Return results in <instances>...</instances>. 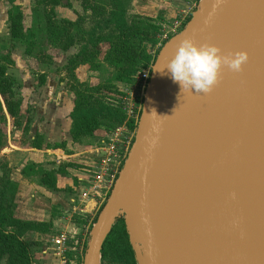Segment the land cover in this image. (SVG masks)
I'll return each mask as SVG.
<instances>
[{
	"label": "water",
	"instance_id": "1",
	"mask_svg": "<svg viewBox=\"0 0 264 264\" xmlns=\"http://www.w3.org/2000/svg\"><path fill=\"white\" fill-rule=\"evenodd\" d=\"M185 38L248 59L209 92H182L156 68ZM120 217L137 264H264V0H203L164 44L83 264H101Z\"/></svg>",
	"mask_w": 264,
	"mask_h": 264
},
{
	"label": "rangeland",
	"instance_id": "2",
	"mask_svg": "<svg viewBox=\"0 0 264 264\" xmlns=\"http://www.w3.org/2000/svg\"><path fill=\"white\" fill-rule=\"evenodd\" d=\"M15 1L19 5L21 4L25 28L33 29L34 22L38 19L36 10L40 0ZM67 1L69 6L63 4L54 6V17L51 16L50 12L52 6L50 4L46 6L45 13H42L44 24L43 26H37L39 30L36 29L34 36L28 40L30 45L26 43L14 45L10 39V25L7 19L8 10L12 3L10 0H0V62L7 68L6 75L21 84L14 96L9 94L8 96L22 100L21 113L18 118L12 117L5 107L0 112V132L2 131L8 136L7 146L5 147L13 150H16L19 146L37 147L36 137L38 134L35 129H41L37 127L40 123L42 124L58 110H61L62 118L67 117V112L72 108L71 100L75 104L78 95L76 89L91 91L92 88L98 87V91H91L92 94L95 97L104 98L106 102L119 108L121 112L126 114V120L122 124L116 125H108L103 122L95 130V136L98 139L96 138L95 141L87 139L89 143L76 142L81 145V147H77V150L84 159V163L79 166L80 169L83 167L92 169V167L100 166L106 162L109 164L110 171L116 167L121 170L135 137V131L130 130L126 121L128 118H134L138 122L142 109L146 89L143 82L139 81V73L142 69L133 76L130 82L115 81L117 71L108 57L111 48L110 39L115 35V30L112 26H106L104 23L110 15L112 0H63V3L65 4ZM121 2L129 21L143 18L151 20L157 26L156 30L152 32L154 42L148 41V50L152 53L154 60L164 44L185 28L191 20L193 12L199 6L198 2L196 5L190 2V5L176 18L168 19V17H165L166 8L162 6L161 0H121ZM70 18L73 24L67 23L66 20H70ZM176 20H182V24L175 33L171 29ZM56 27H63L64 31L54 37L52 32L55 31ZM92 31L95 38L88 40L90 38L88 32ZM67 42H73V45L65 51L62 48ZM86 42L89 46L88 54L84 56L85 63L74 68H71L70 65L66 67L69 58L79 53ZM41 74L46 76V80L48 76H51L50 78L53 81L50 84L58 87L54 93L55 97L47 99L45 105H41L40 102V98H45L44 92L39 91ZM112 87L117 90H113ZM131 110L134 112L132 113ZM28 118L31 120L29 129L24 132V124ZM46 124H49V122H46ZM60 124L61 127L65 128L64 119L61 120ZM42 135L44 138L43 136L39 137L40 145L44 146L46 144L47 146L50 144L53 140L49 141V138H58V140L67 144L64 131H58L50 136L45 133H42ZM65 145L59 149L62 148L63 151L67 152ZM6 152L9 151L6 150ZM56 158V160L54 158L55 164L50 163L47 166L48 168L53 165L64 167L67 166L68 162L70 163V161L64 159V156H57ZM7 169V160L3 155L0 157V173L2 174L0 179L4 177ZM12 191H14V187L8 188L6 194L10 195L13 193ZM99 201L97 205L100 206ZM99 212L100 209L90 217V227L88 226L85 231L87 235ZM36 246L33 245V256ZM86 247L87 245L84 246L82 255L85 254ZM81 259L80 262H82ZM6 260L7 257H3L0 264H7ZM112 264L129 263L114 261Z\"/></svg>",
	"mask_w": 264,
	"mask_h": 264
},
{
	"label": "trees",
	"instance_id": "3",
	"mask_svg": "<svg viewBox=\"0 0 264 264\" xmlns=\"http://www.w3.org/2000/svg\"><path fill=\"white\" fill-rule=\"evenodd\" d=\"M10 2L12 5L8 10V21L10 25V39L14 45L23 43L30 45L28 40L34 36L35 31L39 30L37 26H43L44 24L42 13H45L44 10L47 5L50 4L52 6L50 12L53 17L55 16L54 6L59 4L69 6L68 1L64 4L63 0H40L36 10L38 19L35 20V26L32 29L25 28L21 6L16 4L15 0H10ZM111 5L110 15L104 22L106 26H112L115 30V35L110 39L111 48L108 57L117 71L115 81L130 82L139 70L146 68L154 61L152 53L148 50V41L154 42L152 32L156 30L157 26L151 20H145L143 18L129 21L121 0H112ZM66 21L69 24H73L72 20ZM57 27L52 32L54 37L64 31L63 27ZM88 36H90L88 40L95 38L93 31L88 32ZM72 45L73 42H67L62 49L66 51ZM88 46L86 42L81 47L79 53L71 56L66 67L70 65L71 68H74L79 64L85 63L84 56L88 54ZM27 51L30 52L28 49ZM6 72V66L0 62V112L5 107L12 117L18 118L21 113L22 100L20 98H10L8 94L14 96L17 88L21 87V84L14 78L7 76ZM39 80L41 85L44 84L46 80L45 75L41 74ZM98 89V87L95 89L92 88L91 91L95 92ZM112 89L117 90L115 87H112ZM91 91L76 89L78 95L70 114L72 119L70 131L75 142L89 143L87 139L95 141L97 138L95 136V130L103 122L108 125H116L122 124L126 120V114L124 112H121L119 108L109 102H106L104 98L95 97ZM30 121V118L25 121L24 132L29 129ZM126 123L131 131H136L138 122L134 118H128ZM7 141V134L1 131L0 150L7 146ZM64 144L65 142H61L56 144L55 147L64 146ZM59 169L49 170L42 165L29 162L22 169V173L24 176L36 177L37 182L41 185L52 191H57L56 173ZM7 175L5 173L4 177L0 179V262L6 256L7 264H35L33 242L25 239V234L28 231H48L50 224L19 220L14 217V212L17 207L14 200L15 192L12 191L13 193L10 195H7L6 192L8 188H13L15 183ZM104 203L101 205L100 210ZM96 218L97 216L95 217V221ZM114 261L137 264L123 217H120L113 226L102 249L101 264H112Z\"/></svg>",
	"mask_w": 264,
	"mask_h": 264
},
{
	"label": "crops",
	"instance_id": "4",
	"mask_svg": "<svg viewBox=\"0 0 264 264\" xmlns=\"http://www.w3.org/2000/svg\"><path fill=\"white\" fill-rule=\"evenodd\" d=\"M161 1L162 6L166 8L165 17L174 19L177 15L181 14L193 0ZM15 3L18 4L16 1ZM70 20L72 19L70 18ZM50 77L51 76H48V79L45 80V83L42 84L39 89L40 92H44L43 95L45 97L40 98L41 105L47 104V99L54 98V93L58 88L50 84V82L53 81ZM71 103L72 108L67 112V117L62 118L61 110H58L53 116L48 117L42 124L40 123L39 126H37L41 128L39 130L35 129V132L38 134L36 137L38 139L35 138L37 140V147L27 148L19 146L16 150L3 147L0 150V157L5 155L7 160L8 169L6 174H8L7 176L15 183L14 200L17 207L14 212V217L19 220L50 224L48 231H28L25 234V239L33 242V245H37L34 252L35 264H64L63 259L56 254L57 245L52 241L61 233H67L69 236L73 237V240L69 242L71 248L67 251L65 258L71 262L79 261L81 254L75 242L81 241L86 243L89 234L87 235L85 231L88 229V226L90 227L89 219L94 215V212H98L99 205H97L94 198H90L83 203V210L81 212H74L72 210L75 205L74 200H78L77 196L83 185L81 178L90 176V172L85 167L80 169L81 167L79 166L84 163V159L77 150V147H81V145L73 141L70 131L72 125L70 114L73 110L74 102L71 100ZM62 119H64L65 128L61 127L60 123ZM46 122H49V124H46ZM58 131H64L65 133L67 144L65 142L66 145H64L67 152L63 151L62 148L59 149L62 146L55 147L56 144L61 143L58 138H49V141H53H51L52 144L49 142L50 144L47 146L46 144L44 146L39 144V137L43 136L42 133L50 136ZM6 150L9 152H6ZM57 156H64V159H67L70 163L68 162L67 166H62L61 168L60 166L55 167V165L48 168L47 166L50 163L55 164L54 158L56 160ZM27 161L42 165L49 170H57L60 168L56 173L58 190L52 191L41 185L37 182L36 177L24 176L22 169L28 164ZM1 175L0 173V176ZM74 246L77 250H73Z\"/></svg>",
	"mask_w": 264,
	"mask_h": 264
},
{
	"label": "clouds",
	"instance_id": "5",
	"mask_svg": "<svg viewBox=\"0 0 264 264\" xmlns=\"http://www.w3.org/2000/svg\"><path fill=\"white\" fill-rule=\"evenodd\" d=\"M247 59L246 51L225 54L213 43H197L185 38L165 67L156 69H166L171 79L180 85L182 92H209L216 84L222 66L240 71Z\"/></svg>",
	"mask_w": 264,
	"mask_h": 264
},
{
	"label": "built area",
	"instance_id": "6",
	"mask_svg": "<svg viewBox=\"0 0 264 264\" xmlns=\"http://www.w3.org/2000/svg\"><path fill=\"white\" fill-rule=\"evenodd\" d=\"M202 1L203 0H193L192 2L195 5L198 2L200 6ZM181 24L182 20H176V22L173 23L171 31L176 33L177 29L181 26ZM153 63L154 61L146 68H143L139 73V81L143 82L144 88H146L148 84ZM108 165L109 164L105 162V164L92 167V169L87 168L90 172V176H87L86 178H81V182L83 185L79 195L77 196L78 200H74L75 205L72 208L74 212H81L83 210V203L89 200L90 198H94L96 202L101 199V201H99L101 204L99 203L100 206L98 210L100 209L101 205L106 201L120 172V168L117 167L110 171ZM71 240H73V237L69 236L67 233H61L59 236L55 237L52 241L57 245L56 254L63 259L64 264H83L84 255H82V251L84 249V246L87 244L88 240L86 241V243L81 241L75 242V244L78 245L77 249L80 250V258H82V262H80V260L71 262L65 258L67 251L71 248L69 244ZM77 249L74 246L73 250Z\"/></svg>",
	"mask_w": 264,
	"mask_h": 264
}]
</instances>
